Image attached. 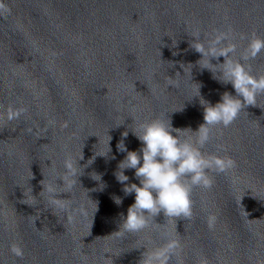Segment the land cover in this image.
I'll use <instances>...</instances> for the list:
<instances>
[{"label":"water","instance_id":"95a60500","mask_svg":"<svg viewBox=\"0 0 264 264\" xmlns=\"http://www.w3.org/2000/svg\"><path fill=\"white\" fill-rule=\"evenodd\" d=\"M0 5V264H142L169 239L179 247L167 264H264V93L231 125L212 128L201 151L234 166L209 170L210 188L192 187L191 217L160 214L140 232L118 234L133 196H124L114 176L125 155L116 148L123 132L130 151L141 147L131 131L157 117L183 130L182 140L194 137L203 123L192 99L197 84L212 104L235 94L201 69L207 58L199 61L191 47L197 34L205 46L228 34L217 47H236L225 58L264 75V51L244 59L249 40L264 39V0ZM10 111L18 115L10 119ZM108 135L111 152L96 156L108 151ZM69 158L75 177L65 168ZM125 175L138 183L133 170Z\"/></svg>","mask_w":264,"mask_h":264},{"label":"clouds","instance_id":"9594fccd","mask_svg":"<svg viewBox=\"0 0 264 264\" xmlns=\"http://www.w3.org/2000/svg\"><path fill=\"white\" fill-rule=\"evenodd\" d=\"M228 38V34L221 33L205 46L204 43L199 42L197 34L191 46L201 55L199 61L207 58L206 65L201 69L209 70L217 82L223 85L230 84L235 93L233 95L226 91L218 102L212 104L201 96L200 85L197 84L192 99L197 98L203 109V123L194 132L196 134L194 137L182 140L179 133L183 130L173 128L170 119L159 117L139 122L136 131L130 130L140 142L141 147L138 150H128L124 142L129 134L128 131L121 134V140L116 148L125 155L117 165L114 176L122 185L124 196H133V203L127 208L126 215H121V231L118 234L140 232L147 227L149 217H157L160 214L168 218L191 217L192 187L210 188L212 180L207 174L209 170L223 172L234 166L230 158L205 155L201 148L209 142L212 128L228 127L246 107L255 106L257 95L264 93V75L254 76L244 63L225 58L235 50L236 46L234 44H229L225 48L217 46ZM261 51H264V39L253 36L245 50L244 59L255 58ZM218 57H224L222 64L210 63V59ZM16 115L18 113L10 111L9 118ZM121 125L123 124H118L116 127ZM110 140L109 136L108 151L104 155L96 156H108L111 152ZM65 168L70 176H76L77 166L71 158L65 160ZM126 170H133L134 178L138 183L129 182L130 178L125 175ZM94 176L96 179H92L100 182L99 190L103 191L106 185L102 183V176ZM49 191L52 189L49 188ZM112 199L117 206L122 204L121 197L113 196ZM214 223L215 216L210 215L209 228H212ZM178 247V241L169 239L162 248L145 254L142 264H167L169 254ZM11 250L16 256L23 254L16 245H13Z\"/></svg>","mask_w":264,"mask_h":264}]
</instances>
